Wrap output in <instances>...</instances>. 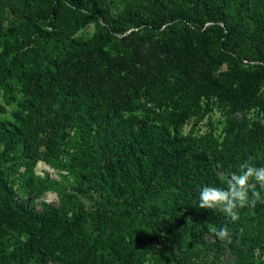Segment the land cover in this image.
Wrapping results in <instances>:
<instances>
[{
  "label": "trees",
  "instance_id": "1",
  "mask_svg": "<svg viewBox=\"0 0 264 264\" xmlns=\"http://www.w3.org/2000/svg\"><path fill=\"white\" fill-rule=\"evenodd\" d=\"M107 1L0 0V111L15 105L0 140L41 135L47 156L69 148L61 166L98 193L89 209L66 195L37 210L0 173V236H25L0 247V264H140L138 224L174 258L175 238L190 232L215 257L252 263L264 203L233 223L198 197L225 187L217 163L264 166V0H118L117 15ZM89 26L91 37L77 36ZM214 110L220 142L184 133ZM39 159L30 153L28 170ZM210 225H226L232 243Z\"/></svg>",
  "mask_w": 264,
  "mask_h": 264
},
{
  "label": "rangeland",
  "instance_id": "2",
  "mask_svg": "<svg viewBox=\"0 0 264 264\" xmlns=\"http://www.w3.org/2000/svg\"><path fill=\"white\" fill-rule=\"evenodd\" d=\"M107 5H109L112 15H117L121 10L118 0L107 1ZM245 22L250 23L248 20H245ZM93 32L94 27L89 26L80 31L77 36L79 35V37L85 39L91 37ZM14 109L15 105L5 106L4 111H0V122L10 120L11 112ZM251 117V115L248 116V118ZM224 126V116L219 110H214L198 122L190 121L184 128V133H187L190 129L193 130L196 136L211 132L213 139L220 142ZM44 142L45 139L41 135L28 142H25L24 139L20 141L16 139L13 141L0 140V173H2L4 179L11 182L15 200L26 202L39 210L41 203L60 207L63 197L70 195L71 203H75L84 209L92 207L94 199L98 198L96 189L88 182H81L68 174L60 164L61 161L62 163L67 162V152L70 149L62 145L56 146L51 150L52 156H47L48 151ZM35 152L43 159H39L28 170L29 154L34 155ZM136 226L140 233L138 236L147 242L146 250L141 251V257L143 258H141L140 264H180L179 259L182 256L188 257L189 264H242L235 257L236 255L220 254L215 257L214 252L204 250L196 236L190 232H181V236L175 238V240L179 239L181 246L175 249L177 257L174 258L173 254L170 253V249L165 248L168 244L167 241L151 239V231L141 230L144 227L143 224ZM181 227L183 229L184 225ZM24 239L25 236L22 234L19 235L17 232L6 230L0 236V247L4 252L9 253L17 248ZM263 239L264 235L261 242L256 246L251 259L252 263L248 264H264Z\"/></svg>",
  "mask_w": 264,
  "mask_h": 264
},
{
  "label": "clouds",
  "instance_id": "3",
  "mask_svg": "<svg viewBox=\"0 0 264 264\" xmlns=\"http://www.w3.org/2000/svg\"><path fill=\"white\" fill-rule=\"evenodd\" d=\"M216 169V175L225 187L202 186L198 197L200 209L219 212L227 221L234 223L239 219L238 209L246 206L254 208L258 202L264 203V166L257 167L245 160L238 165V171L226 172L220 163H217ZM209 231L217 240L232 243L231 233L226 225L219 228L210 225Z\"/></svg>",
  "mask_w": 264,
  "mask_h": 264
}]
</instances>
